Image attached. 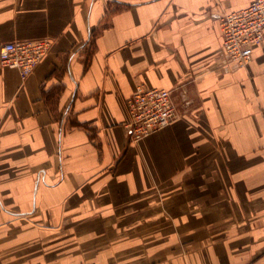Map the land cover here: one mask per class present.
<instances>
[{
	"label": "crops",
	"instance_id": "1",
	"mask_svg": "<svg viewBox=\"0 0 264 264\" xmlns=\"http://www.w3.org/2000/svg\"><path fill=\"white\" fill-rule=\"evenodd\" d=\"M256 0H0V264H264V40L236 68L221 18ZM139 85L178 118L134 142Z\"/></svg>",
	"mask_w": 264,
	"mask_h": 264
},
{
	"label": "built area",
	"instance_id": "2",
	"mask_svg": "<svg viewBox=\"0 0 264 264\" xmlns=\"http://www.w3.org/2000/svg\"><path fill=\"white\" fill-rule=\"evenodd\" d=\"M223 53L236 68L246 67L253 49L264 40V0L254 1L248 8L221 18ZM48 40L11 42L0 50V65L14 69L26 78L49 54ZM130 121L126 126L132 141L138 143L171 125L177 110L168 90L139 85L127 102Z\"/></svg>",
	"mask_w": 264,
	"mask_h": 264
},
{
	"label": "rangeland",
	"instance_id": "3",
	"mask_svg": "<svg viewBox=\"0 0 264 264\" xmlns=\"http://www.w3.org/2000/svg\"><path fill=\"white\" fill-rule=\"evenodd\" d=\"M248 8V7H247ZM246 9V8H245ZM235 12H237V11H235ZM148 88V87H147ZM162 131V130H161ZM160 132V131H159Z\"/></svg>",
	"mask_w": 264,
	"mask_h": 264
}]
</instances>
